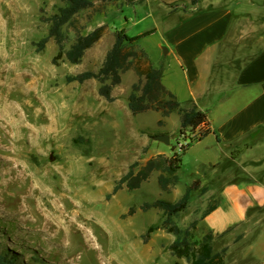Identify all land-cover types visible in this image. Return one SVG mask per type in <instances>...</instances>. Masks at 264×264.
<instances>
[{
	"label": "rangeland",
	"instance_id": "374dc122",
	"mask_svg": "<svg viewBox=\"0 0 264 264\" xmlns=\"http://www.w3.org/2000/svg\"><path fill=\"white\" fill-rule=\"evenodd\" d=\"M155 3H110L107 13L96 14L92 22H87L92 11L84 12L77 25L85 26L84 34L104 24L109 28L79 64H72L65 51L75 41L73 29L63 53L54 38L39 49L49 34V19L64 6L63 0H0V114L5 115H0V252L17 258L19 264H107L111 256L115 264H189L172 254L169 247L175 236L166 230H157L145 242L143 235L160 222L163 212H144L142 205L160 198L178 201L196 179L207 183L215 178V186H223L234 169H206L224 163L216 137L191 144L182 155L180 183L169 192L161 189L155 173L140 189L124 187L113 194L135 162L145 163L160 152L182 153L191 133H180L177 114L161 127L162 117L155 111L131 113L128 99L139 81L133 71L122 75L113 103L99 94L98 80L67 82V76L101 69L116 30H125L130 37L148 34L138 46L151 55L150 61L165 52ZM160 135L169 136L170 144L155 139ZM239 166L244 175L245 168ZM216 202L220 210L199 223L198 239L207 225L222 231L238 220L227 202ZM213 203L199 191L194 193L177 219L179 225L189 226ZM61 209L82 212L81 221L89 219L92 243L80 232L57 235L51 229L45 216ZM263 213L258 230L245 225L233 235L216 234L215 251L228 249L226 264H253L247 254L255 240L264 242ZM253 257L255 263H263L264 250L257 246Z\"/></svg>",
	"mask_w": 264,
	"mask_h": 264
},
{
	"label": "crops",
	"instance_id": "0c3cea01",
	"mask_svg": "<svg viewBox=\"0 0 264 264\" xmlns=\"http://www.w3.org/2000/svg\"><path fill=\"white\" fill-rule=\"evenodd\" d=\"M153 2L159 13L161 49L163 45L168 49L150 62L163 68V84L181 103H195L207 114L210 132L204 138L216 137L225 159L206 169H234L221 187L215 186V178L207 183L196 179L208 189L204 196L224 200L238 216L222 231L206 228L220 235H233L245 225L257 229L264 212V0H199L196 5L192 0H144L141 4ZM175 114L179 116L173 113L167 119ZM239 165L245 168L244 175L239 174ZM219 210L217 205L202 222ZM259 242L255 240L247 254L253 264H264L255 263L253 257L257 246L264 250V242Z\"/></svg>",
	"mask_w": 264,
	"mask_h": 264
},
{
	"label": "trees",
	"instance_id": "16d2710c",
	"mask_svg": "<svg viewBox=\"0 0 264 264\" xmlns=\"http://www.w3.org/2000/svg\"><path fill=\"white\" fill-rule=\"evenodd\" d=\"M64 6L59 12L53 15L50 21V29L47 37L39 44V49L45 48L51 38H54L59 46L60 53L65 51L66 45L70 42L69 30L73 29L75 41L65 51L66 58L72 64H79L87 50L92 48L104 36L109 26L104 24L93 31L84 34L85 26L78 27L80 16L86 11H92L87 15V22H92L96 14H106L108 4H141L144 0H63ZM97 1H100L98 6ZM199 0H192L196 5ZM130 37L125 30L114 31L115 43L108 51L105 61L98 72L85 71L77 75L67 76V82H78L83 84L89 80H98L101 83L99 94L108 102H115L113 91L115 87L122 84L124 73L133 71L139 77V81L132 87L128 99V107L134 116L155 111L160 113L162 118L158 121L161 127L166 126L165 119L173 113L180 116V133H199L201 139L209 131L208 116L200 110L195 103H181L177 96L169 91L163 84V68H156L150 62L148 54L140 49L137 42L146 36ZM200 139V140H201ZM191 147V144L183 148L182 153L158 154L148 159L145 163L135 162L116 184L113 194L127 187L130 191L140 189L148 182L155 173H159L158 182L164 192L180 183L179 172L182 167V155ZM194 191H201L202 195L208 192L202 187L200 180L194 181L187 186L186 192L178 201H169L164 198L154 202H146L142 210L147 212L158 209L163 212L159 223L149 226L143 235L145 242H148L151 235L159 229H164L175 236V240L169 247L172 254L178 258H185L189 264H226L228 249L224 248L216 252L214 240L216 233L207 230L198 239L196 237L199 223L217 208V202L211 204L201 215L194 219L187 227L179 225L177 219L180 214L189 206ZM0 264H19L17 258L9 253L0 252Z\"/></svg>",
	"mask_w": 264,
	"mask_h": 264
},
{
	"label": "bare ground",
	"instance_id": "6f19581e",
	"mask_svg": "<svg viewBox=\"0 0 264 264\" xmlns=\"http://www.w3.org/2000/svg\"><path fill=\"white\" fill-rule=\"evenodd\" d=\"M2 113H5V112H2ZM0 115H3V114H0ZM4 116L5 115H3L2 117H4ZM62 207H64V206H62ZM67 209H65V210H67ZM65 210H63V209L58 210V211L54 210L55 211V212L53 211L54 213H48L45 216L47 218L48 224L51 227V229H54L55 233L57 235H59L61 233H67L68 234L70 232H80L81 234L84 235L85 238H87L86 241H89L92 243L94 241V236H93L94 229L92 228L93 225L92 226L89 225V223L87 221L89 219H84L83 221H81L80 220V216H81L80 213H82V212H79V211H72L71 212L70 211V213H68L67 212L68 210L67 211H65ZM114 222H115V224H117L119 226V223H117L116 221H114ZM90 223H92L91 220H90ZM97 224L99 225V224H103V223L100 222ZM132 251H133V253L135 252L134 247H132ZM133 256H134V254H133ZM115 262H116V259L114 257H112V256L108 257V263L107 264H115Z\"/></svg>",
	"mask_w": 264,
	"mask_h": 264
},
{
	"label": "built area",
	"instance_id": "2783aa9c",
	"mask_svg": "<svg viewBox=\"0 0 264 264\" xmlns=\"http://www.w3.org/2000/svg\"><path fill=\"white\" fill-rule=\"evenodd\" d=\"M200 139H201V135L199 133L190 134L188 137H186V146H188L189 144H192L196 141H199ZM185 147H183V148H185Z\"/></svg>",
	"mask_w": 264,
	"mask_h": 264
},
{
	"label": "water",
	"instance_id": "95a60500",
	"mask_svg": "<svg viewBox=\"0 0 264 264\" xmlns=\"http://www.w3.org/2000/svg\"><path fill=\"white\" fill-rule=\"evenodd\" d=\"M155 139L165 144H168V145L170 144V137L167 135H160V136L155 137Z\"/></svg>",
	"mask_w": 264,
	"mask_h": 264
}]
</instances>
